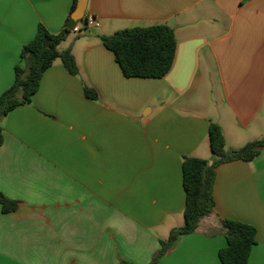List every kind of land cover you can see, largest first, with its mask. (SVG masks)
Masks as SVG:
<instances>
[{
  "label": "crops",
  "instance_id": "0c3cea01",
  "mask_svg": "<svg viewBox=\"0 0 264 264\" xmlns=\"http://www.w3.org/2000/svg\"><path fill=\"white\" fill-rule=\"evenodd\" d=\"M72 2L0 0V94L37 26L59 33ZM85 12L98 26L59 45L78 74L55 60L1 120L0 193L18 206H0V264H148L184 223L182 159L208 158L210 122L228 151L264 137V0H88ZM151 24L174 30L171 67L126 77L100 36ZM213 194L214 212L157 264H222L221 219L255 226L248 264H264V149L220 164Z\"/></svg>",
  "mask_w": 264,
  "mask_h": 264
},
{
  "label": "trees",
  "instance_id": "16d2710c",
  "mask_svg": "<svg viewBox=\"0 0 264 264\" xmlns=\"http://www.w3.org/2000/svg\"><path fill=\"white\" fill-rule=\"evenodd\" d=\"M77 0H73L59 33H51L43 24L37 26L34 37L20 51V62L14 67L13 83L0 94V144L1 120L17 106L29 104L38 90L44 71L59 59L70 74L77 75L78 67L70 48L59 50V45L83 21L86 12H76ZM103 45L112 51L122 73L126 77L161 78L173 62L176 37L172 27L151 24L120 29L100 36ZM87 98L97 99V92L84 84ZM208 139L211 159L183 156L182 183L185 191L184 223L170 230L168 238L161 241L159 250L148 264H157L180 235L194 232L202 218L214 212L213 183L216 168L234 160H253L264 149V137L249 141L236 150L225 149V138L219 124L210 122ZM1 211L17 209L18 202L0 193ZM227 245L218 251L222 264H248L252 246L256 243L254 225L236 220L221 219ZM119 264H133L121 261Z\"/></svg>",
  "mask_w": 264,
  "mask_h": 264
},
{
  "label": "built area",
  "instance_id": "2783aa9c",
  "mask_svg": "<svg viewBox=\"0 0 264 264\" xmlns=\"http://www.w3.org/2000/svg\"><path fill=\"white\" fill-rule=\"evenodd\" d=\"M98 20L96 17H94L91 14H87L85 19L83 21L80 22V27H84V28H88V29H92L98 26ZM77 28V25L76 27Z\"/></svg>",
  "mask_w": 264,
  "mask_h": 264
},
{
  "label": "water",
  "instance_id": "95a60500",
  "mask_svg": "<svg viewBox=\"0 0 264 264\" xmlns=\"http://www.w3.org/2000/svg\"><path fill=\"white\" fill-rule=\"evenodd\" d=\"M87 1L88 0H77L76 12L79 13L80 15H83L85 13Z\"/></svg>",
  "mask_w": 264,
  "mask_h": 264
},
{
  "label": "rangeland",
  "instance_id": "374dc122",
  "mask_svg": "<svg viewBox=\"0 0 264 264\" xmlns=\"http://www.w3.org/2000/svg\"><path fill=\"white\" fill-rule=\"evenodd\" d=\"M78 24H80V22L78 23ZM77 24V25H78ZM96 28V27H95ZM94 29V28H93ZM87 30H89L88 28H84V27H80L79 29H74L72 32H71V38L72 37H76L78 34H80V33H83V32H87ZM225 149L227 150L228 148L227 147H225ZM228 151V150H227ZM212 158V154L210 153V154H208V158L207 159H211Z\"/></svg>",
  "mask_w": 264,
  "mask_h": 264
}]
</instances>
